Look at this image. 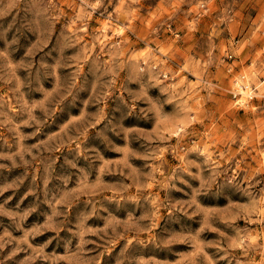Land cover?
Listing matches in <instances>:
<instances>
[{"label":"rangeland","instance_id":"obj_1","mask_svg":"<svg viewBox=\"0 0 264 264\" xmlns=\"http://www.w3.org/2000/svg\"><path fill=\"white\" fill-rule=\"evenodd\" d=\"M0 264H264V0H0Z\"/></svg>","mask_w":264,"mask_h":264},{"label":"bare ground","instance_id":"obj_2","mask_svg":"<svg viewBox=\"0 0 264 264\" xmlns=\"http://www.w3.org/2000/svg\"><path fill=\"white\" fill-rule=\"evenodd\" d=\"M238 87H239V86H238ZM240 92H241V93H244V92H245L244 88H241V87H240Z\"/></svg>","mask_w":264,"mask_h":264}]
</instances>
